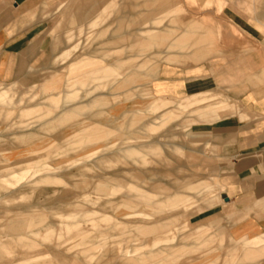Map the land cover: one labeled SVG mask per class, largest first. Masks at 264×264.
I'll return each instance as SVG.
<instances>
[{
	"label": "rangeland",
	"instance_id": "obj_1",
	"mask_svg": "<svg viewBox=\"0 0 264 264\" xmlns=\"http://www.w3.org/2000/svg\"><path fill=\"white\" fill-rule=\"evenodd\" d=\"M92 1L56 0L43 25L47 53L24 78L0 82L3 87L17 89L16 101L24 99L11 109L13 114L8 119L4 112L0 114V264H89L90 260L79 255L91 250L96 252L92 255L93 264L244 263L245 246L231 244L229 232L215 229L212 223L214 213L225 204L221 197L224 188L213 179L212 163H205L207 158L212 159L213 149L205 146L204 134L200 132L235 110L224 106L222 99L226 94L219 90L214 118L204 115L210 111L207 104L181 110L178 103L187 98L185 91L180 88L156 93L153 84L175 89V83L189 82L191 96L197 93L198 78L202 77L205 88L213 92L212 75L205 74L204 78L201 73L208 65L231 60L239 63V76H249L251 81L260 70L254 71L252 57L256 66L264 63V0H177L184 10L177 18L191 16L206 32L210 30V42L199 61L188 59L186 49L170 48L168 53H161L158 51L165 48H155L147 57L136 46L137 26L130 24V14L156 8L153 0H127L110 16L102 15L104 8L98 7L81 20L79 15L93 6ZM94 22L98 25L92 26ZM166 23L174 35H181L182 22L168 19ZM69 33L74 37L70 42ZM77 39V51L61 62L60 55L70 50ZM83 59L93 65L88 71L131 61L134 67L125 73L133 71L136 76L121 84L125 76L114 80L99 74L101 78L86 87L90 95L81 91L75 101L65 100L64 96L74 90L64 84L75 78L70 75L71 65ZM198 71L200 76H196ZM140 73L152 76L140 78ZM100 96L106 99L104 104L84 106ZM158 97L173 102L154 110ZM52 104L57 107L52 108ZM74 108L83 114L62 121L65 109ZM170 112L175 116L162 126L160 118ZM149 127L155 130L149 133ZM95 128L103 131L102 139H90ZM152 141H156L152 148L140 147L146 165L134 167L123 158L127 147ZM128 169L139 170L145 182L124 173ZM204 182L213 188L191 189ZM100 183L107 185L104 191L94 189ZM126 185H142V191L152 198L153 206L138 208L141 214L133 219H126L123 213L128 210L121 206L115 212L102 207L106 199H119L121 194L129 193L122 189ZM115 191V197L103 196ZM177 195L184 197L183 204L172 202L171 198ZM20 209L46 216L42 222L45 226L35 228L41 229L38 235L23 232L17 236L10 231V217H3V213H19ZM78 212L88 216L78 218L77 228L68 230L73 227L62 223L60 215L76 220L82 215ZM148 214H156L153 218L160 220L158 226H166L155 228L147 236L140 235L137 232L144 224L136 221ZM104 216L112 219L105 221ZM21 237L37 245L38 252L30 255L31 263H24L28 255L17 247ZM83 238L87 244L79 245ZM67 248L71 250L67 252ZM240 256L242 259L238 260ZM135 258L138 261L133 263Z\"/></svg>",
	"mask_w": 264,
	"mask_h": 264
},
{
	"label": "crops",
	"instance_id": "obj_2",
	"mask_svg": "<svg viewBox=\"0 0 264 264\" xmlns=\"http://www.w3.org/2000/svg\"><path fill=\"white\" fill-rule=\"evenodd\" d=\"M55 1L0 0V82H15L24 78L29 69L40 60L43 54L47 53L49 48L47 46V39L42 36L45 28L43 25ZM126 1L94 0L92 1L93 6L88 11L84 10L83 14L79 15V18L82 20L87 17L88 13H94L102 7L104 8L102 15L110 16L115 10H120V4H124ZM153 2L156 8L134 15L130 14V17L133 19L131 21L129 19L130 24L135 27L137 26L135 28V32L138 35L136 46L140 48L143 55L150 56L152 50L155 48H165L163 51H158L161 53H168L170 48H181L187 50L185 55L193 61H199L204 57L206 45L210 42V30L206 32L201 23L191 16L177 18V14L184 11L183 8L178 6L179 2L177 0H153ZM134 6L132 4V7ZM159 14L164 15L158 17ZM122 19L125 20L126 16L124 15ZM168 19L172 23L175 21L183 23L184 28H182L181 35H174V32L170 29L171 26L166 23ZM121 24L123 25L122 22ZM96 25H98L97 22L92 23V26ZM67 36L69 42L74 39L72 33H69ZM79 46L80 40L77 39L76 44L70 50L64 51L60 55L61 62L66 61L71 54L77 51ZM85 61L83 59L71 65L70 75H75V78L72 80L67 79L64 81V84H66L67 88H73L74 90L67 93L63 99L75 101L80 97L81 91H84L86 96L90 95L91 93L86 87L89 86L90 82L93 83L94 80L101 78L99 74L109 79L114 78V80H118L120 76H125L121 84L132 81L136 76V73L133 71L129 74L125 73L126 70L134 67L131 61L118 64L117 66L109 65L105 68H97L92 71H88L87 69L93 68V65ZM251 61V64L254 65V71L260 69L257 76L252 78L251 81L248 78L249 76H239V63L235 60L224 64L215 62L212 65H208L206 70H203L201 73V76L204 75L205 78L206 75H212L210 77L213 78V90H215L213 92H209L211 89L205 88L206 84L201 82L202 77L198 78L200 82H198L199 89L197 93H193L191 96L189 82L185 84H183V81L177 82L175 84L178 88L175 89L169 86L159 88V85L156 84H153V87L156 93L169 92V90L181 88L183 92H186L187 96V98L184 96L183 98L185 99L178 103L181 110L189 107L202 108L203 104H207L210 111H205L204 115L212 118L216 116V100L220 98L217 90L226 95L228 94L227 97L225 95L224 99H222L224 106H229L231 111L234 109L235 112L222 116L215 121L211 128L206 127L200 131L201 134H204L205 146L208 147L209 145L213 149L212 159L210 157L207 158L205 163H212L213 179L219 181L220 186L224 188L221 197L225 204L219 211L214 213L212 223L215 229H226L229 232L231 244H235L237 247L245 246L246 257L244 258V263L240 262L239 264H264V63L261 67L258 65L257 67L254 64V56ZM199 73L200 71L196 72L198 74L196 76H200ZM150 75V73H140L139 77L151 78L152 75ZM2 83H0V106L3 110H0L2 111L0 114L4 112L6 119H8L13 114L11 109L13 110L15 105L22 103L24 99L19 98L16 101L17 89L11 86L3 87ZM105 100L103 96H100L92 100L91 104L84 106L95 107L104 104ZM155 100L152 107L154 110L163 109L173 102L163 97H158ZM51 107L56 108L57 105L52 104ZM64 112V116L61 118L62 121L66 120V117H75L83 114L78 108L65 109ZM23 113L26 114L25 112ZM174 116L175 113L171 112L164 114L160 118L161 125L165 126ZM154 130L153 127L148 128L149 133ZM91 132V140L102 139V130L95 128ZM82 137H78V140H82ZM155 142L152 141V145L127 147L123 150V158H125L129 165L134 167L136 165H146L148 162L145 155H140L143 152L140 150V147L150 149ZM124 173L132 175L138 181L145 182L139 170L128 169ZM189 184L192 185V183ZM141 187L142 185L122 186V189H127L129 193L121 194L119 199H106L102 207L112 209L115 212L117 207L121 206L128 210L127 213H123L126 219L136 218V216L141 214L138 208L153 206L152 198L147 193L145 194L142 191L144 188L141 189ZM106 188L107 185L104 183L94 186V189L98 191H104ZM202 188L209 190L213 186L204 182L196 186L192 185L191 187L194 190ZM118 192L103 194V196L115 197L118 195ZM171 200L177 204L184 203L182 195H177V197H173ZM94 203L98 204L97 202ZM162 211L160 210V212ZM160 212L158 211L156 214ZM22 214H27V217L20 219L13 218L16 215ZM80 214L82 215H79L76 220L66 219L67 217L63 219L61 215L60 218L62 219V223L67 224V227H73L68 229L72 230L77 228L78 218L84 219L88 216L87 213L81 212ZM156 214L143 215L142 221H136L144 224L137 233L147 236L155 228L165 227L166 225L163 226V224L162 226H158L160 220L154 221ZM5 216L10 217L8 219L9 229L11 232L16 233L17 236L22 235L23 232L27 233L28 236L38 235L41 229L35 228L45 226L42 225V222L46 216L31 209H20L19 213H14L11 210L6 211L3 213V217ZM111 219V217L104 216L105 221H110ZM18 240L17 247L22 250L23 254L28 255L24 263H31L33 257H30V255L31 253L38 252L37 245L22 237ZM83 241L84 238L79 245H83V243L87 244L86 241ZM3 248L5 249V247ZM70 250L71 248L66 249L67 252ZM105 251L107 253L108 250ZM94 254H96L95 250H91L83 252L79 256L87 262L90 260L89 264H93L92 255ZM129 254L131 253L127 251L126 256H129ZM2 255L3 252L0 249V258ZM75 255L77 256V254ZM136 259L132 260L133 263L138 261ZM240 259H242L241 256L238 260ZM95 264H101V262H96Z\"/></svg>",
	"mask_w": 264,
	"mask_h": 264
}]
</instances>
